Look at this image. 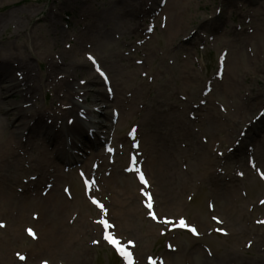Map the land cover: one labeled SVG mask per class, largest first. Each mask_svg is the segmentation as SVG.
<instances>
[{
	"label": "rangeland",
	"instance_id": "1",
	"mask_svg": "<svg viewBox=\"0 0 264 264\" xmlns=\"http://www.w3.org/2000/svg\"><path fill=\"white\" fill-rule=\"evenodd\" d=\"M129 1L0 0V41L13 35L16 45L39 42L40 52L50 53L85 29L92 41L104 40L106 49L95 54L116 80L117 99L97 100L101 112L86 118L103 123L99 136L112 141L111 153L97 143L74 155L77 141L68 137L63 161L47 146V174L35 138L17 160H3L0 264H128L105 234L131 253L133 264H264V157H257L264 156V0H185L188 26L177 35L182 17L166 23L161 4L172 0H156L157 11L144 21L129 15ZM112 9L118 18L108 21ZM136 23L148 29L143 44L140 31H127ZM6 49L0 43L1 55ZM32 65L46 85L47 63L34 58ZM90 100L78 102L87 109ZM52 101L41 89L32 113L47 111ZM112 109L116 116L104 118ZM26 136L22 130L21 142ZM6 137L0 131V146ZM133 144L150 168L138 160L137 172L129 168ZM31 177L37 179L28 184Z\"/></svg>",
	"mask_w": 264,
	"mask_h": 264
},
{
	"label": "bare ground",
	"instance_id": "2",
	"mask_svg": "<svg viewBox=\"0 0 264 264\" xmlns=\"http://www.w3.org/2000/svg\"><path fill=\"white\" fill-rule=\"evenodd\" d=\"M183 1L185 0H176L175 3L172 0L166 5L161 2L164 7V21L166 23H172V21L175 20L173 18L174 14L177 19L182 17L178 29L176 30V35L180 32H184L188 26L187 21L189 19L183 14ZM146 6L148 7L144 9ZM128 7V13L129 15L131 14L134 20H138V16L143 21L145 19L149 20L151 15L157 11L156 0H152L149 4L146 3L145 0H138V2L137 0H130ZM110 12L111 16L105 17L108 21H114L118 18V14H114L116 11L112 9ZM53 19H50V25L54 26L56 23L53 22ZM24 20H28V18L22 19V21ZM131 22L135 23V21L132 20ZM18 23L21 26L23 25V22L18 21ZM133 28L134 29L127 28V31H140V35L143 36V40L140 44H143L146 41L148 29L145 28L141 30V26L137 23L134 24ZM56 33L57 32L52 33V41L57 45L58 38ZM172 34H174V32ZM12 36L13 35L0 41L1 45L5 44L7 48L5 54H0V114L4 112L5 115V118L0 120V131L5 132L7 135L4 143L0 146L3 150L0 154V158L2 159L0 165L3 164V160L9 164H11L13 160H17L16 157L21 155L22 150H26L27 144L29 145L28 147H30L34 139L37 138L42 142L40 145L44 148L41 149L42 153H40V161L43 162L41 168L44 169L47 174H50L52 172L50 169L51 165L47 162L48 159L46 160L45 158L48 153V145L53 147L52 153L54 158L60 162L61 160L63 161L64 155L68 154L65 150V141L68 137L77 141L74 142V145H76V152H74V155L77 156H82L81 152L85 145L87 146L89 144L92 146L93 144L99 143L100 140L103 141V139L99 140L98 138L99 133L105 129L103 128V123L86 122V118L87 115L100 111L96 107V101L99 99L106 97L109 99V102L111 101L114 105L117 103V99L113 98L116 80L113 76L111 77L109 72L99 63L98 60L101 59V56L95 54V51L100 54L95 50L96 48L100 51L105 50L106 43L104 40L92 41L88 31L85 29L79 37H72L69 39V43L66 46H62L61 51L58 50L48 53L40 52L41 45L39 42L28 44V42L24 40L16 45ZM46 45L47 49L50 50L48 43ZM54 49L57 48L54 47ZM145 52L146 54L143 55L145 56L144 60L147 59L149 53L146 49ZM89 57L93 59H89ZM34 58L41 61L43 60L47 63L46 85L40 84L38 81L37 74L34 72L32 65ZM93 61H95V63ZM131 61H133V59ZM144 62L142 61V63ZM135 64H140V62L136 61ZM97 68H99L100 71H97ZM182 68L184 69L185 65H183ZM223 70L224 77L226 71L225 68ZM100 72H103L104 76H101ZM76 74L81 75L82 78L78 80ZM181 74L186 75V72L184 71L183 73L182 71ZM114 77L116 76L114 75ZM99 85L102 87L100 91L99 89H92ZM41 89L45 91L49 89L53 96L52 102L54 106L50 107L47 111H35L32 113L33 107H31V103L36 100ZM17 97H19L18 103H9L10 99L14 100L17 99ZM80 97H85V102L87 98H91L90 106L87 107V109L78 102ZM179 99H181V97H179ZM29 111L33 115L30 114ZM103 116L104 118L108 117L113 119L115 116L113 109L110 113L104 114ZM49 119L52 121L51 124L48 123ZM28 124H30V127ZM7 127L10 129L9 131L6 129ZM22 130L28 131V136L21 142ZM69 141L71 143V140ZM23 143H26L24 147ZM77 143L80 144L77 145ZM108 144L109 143H107V145ZM112 144L111 141L110 145ZM132 148H136V150H134L135 154H128V161L129 158H132V161L138 160L140 164L142 161L145 167L142 164L141 166L145 169L150 168L152 161L143 157L146 156L145 153L143 154L141 149H138V146L134 147V144ZM257 157L261 160L264 156L258 153ZM210 159L212 161L216 160L215 158ZM10 160H12L11 163ZM152 160L153 166L159 165L156 163L155 158ZM252 166L253 165H251V168H253ZM44 175L46 174L44 173ZM36 179L37 177H31L28 179L27 183L29 184V182H33ZM0 188L6 187L0 186ZM27 190L30 189L26 188L24 194L28 192ZM62 203L65 204V202Z\"/></svg>",
	"mask_w": 264,
	"mask_h": 264
},
{
	"label": "snow or ice",
	"instance_id": "3",
	"mask_svg": "<svg viewBox=\"0 0 264 264\" xmlns=\"http://www.w3.org/2000/svg\"><path fill=\"white\" fill-rule=\"evenodd\" d=\"M89 59H93V58L92 57H89ZM93 62L95 63V61H93ZM97 71H100L99 68H97ZM100 75L101 76H104V73L103 72H100ZM134 131H135V129H133V132ZM109 151H111V149H109ZM241 175H242V173H241ZM139 178H140V180H141L142 183H145V184L147 183L142 173L140 174V177ZM145 195H148V194L145 193ZM149 201H150V197H149ZM93 203L98 204V206L103 210V205L102 204H99L96 200H93ZM147 207L149 209V215H151L153 219H156L155 213L152 211V203L149 202L147 204ZM98 223H100L101 225H103V227L105 229H108V228L111 227V225H109V223H108V221L106 219H101L100 221H98ZM179 224H180L181 227H184L185 226V221H184L183 218L180 219ZM0 227H3V225L0 224ZM189 230L192 231L194 234L196 233V229L194 227L193 228H190ZM28 231H29V234L30 235H34V233L32 232L31 229H29ZM104 239H106L109 243H111L114 246H116L117 251L128 261V264H133L132 257H131V253H129L123 247H121L120 244H119V241H117L111 234H105ZM19 258L21 260L24 259L23 256H20Z\"/></svg>",
	"mask_w": 264,
	"mask_h": 264
}]
</instances>
